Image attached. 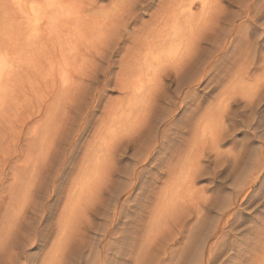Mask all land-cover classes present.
<instances>
[{
	"label": "rangeland",
	"instance_id": "obj_1",
	"mask_svg": "<svg viewBox=\"0 0 264 264\" xmlns=\"http://www.w3.org/2000/svg\"><path fill=\"white\" fill-rule=\"evenodd\" d=\"M162 5L166 12L192 6V12L196 13L194 20L199 22L198 28H203L195 55L198 63L177 77L173 71L164 73V88L154 108H147L150 115L142 130L119 140L123 134L120 130L127 128L134 119H116L119 115L114 113L123 109L129 113L127 102L119 104L121 99L127 98L116 80L120 57L132 43L125 39V31L120 30L123 27L114 28L118 16L131 8L128 0H96L90 12L100 17L109 15L107 19L112 21L113 32L107 35L106 45L95 40L92 41L94 45L86 41L84 55L79 56L81 59L74 57L79 60L77 69L86 68L84 73L83 69L75 71L74 58L71 61L62 59V62L58 59L50 64L37 58L39 70L32 66L28 77L35 71L34 77L30 81L26 76L27 87H23L24 83L18 87L19 91L24 89V93L16 92L21 95L18 99L12 94L7 101L9 104L6 102L0 108V183L7 179L5 184L17 189L12 194L16 196L14 201L29 204V214L35 213L33 206H36L40 209L37 217H42L34 226L25 220L22 222V232L28 230L34 237L35 228L38 238L25 245L19 264H32L37 256L41 264L56 247L62 248L58 264H197L201 242L210 234L209 242L221 244L220 228L217 238L213 236L215 226L224 222L225 215L236 211L238 218L231 221L235 222V229L222 245V258L233 253L231 261L235 263L232 264H258L255 261L263 255L264 186L258 197L244 202L256 187L249 185L250 179L244 182V175L251 174L248 168L255 162L260 145H264V0H159L158 7L141 23L150 25L153 14ZM204 19L208 21L206 29ZM105 28L103 24L93 34L100 36ZM114 35H121L127 42L122 43L121 38L113 42ZM94 47L99 49L96 51ZM94 49L101 55L93 57ZM52 63L59 64L54 65L56 69L60 67L53 69L54 74L47 69ZM52 66L49 68H55ZM41 67L44 68L41 70ZM34 68L45 77L39 76ZM148 75L152 76L151 72ZM42 78L45 80L40 82ZM29 81L33 84L37 81L38 87L31 86ZM28 86L30 88L26 89ZM71 86L72 91L68 89ZM191 88L188 102L181 105L180 100ZM101 95L106 99L96 115L92 134L80 154L72 181L59 197L55 218L49 220L50 189L60 175L62 159L78 139L86 117L96 110ZM225 104L228 107L223 114L221 109ZM172 105L174 115L166 117V109ZM140 110L137 108L131 117ZM211 110L214 113L208 115ZM209 116L213 117L214 124H219L222 132L216 143L208 131L206 138L203 136V125L209 124ZM199 124L201 126L196 129ZM161 141L163 145L159 146ZM153 147L151 157L149 153ZM261 156L264 157V152ZM189 157L195 158L196 163L200 158L199 164L194 166L191 188L171 185L175 183L170 177L174 171L170 165L176 167L179 160ZM95 172L102 173L96 196L86 203L93 192L89 188L80 197L75 214L66 217L68 199L72 196L77 200V196H73L75 185ZM241 184L245 185L237 194ZM171 186L179 189L184 198L175 199ZM5 195L12 196L7 191ZM10 202L13 201L4 199L5 205ZM181 216L187 225L186 233L177 235ZM196 216L200 218L197 220ZM46 221L49 232L40 250L36 251ZM2 223L0 213V227ZM22 232L17 244L24 242ZM6 253L0 247V264L8 263Z\"/></svg>",
	"mask_w": 264,
	"mask_h": 264
},
{
	"label": "bare ground",
	"instance_id": "obj_2",
	"mask_svg": "<svg viewBox=\"0 0 264 264\" xmlns=\"http://www.w3.org/2000/svg\"><path fill=\"white\" fill-rule=\"evenodd\" d=\"M136 2L137 0H128V3L131 4V8H128V9L126 8L125 12L124 10H122L124 14H122L121 16H118V20L114 21V28H116V26L118 25H119L118 26L119 28L120 26L123 27L120 30L125 31L124 33V36L126 35L125 39L129 41L131 40V43H132V46H130L131 45L130 43H129L130 45L128 44L129 46L127 47L129 48H126L127 50L125 54L122 57H120L121 58L119 60L120 71L118 73V79L116 80V84L118 85L120 90H122V92L126 94V98H127V99H121L119 104L122 105L123 103L127 102L129 113H127L125 109L116 110L114 113L119 115L116 119L121 117L120 119L127 120L130 118H133L134 120L132 121V123L130 124L128 123L129 125L127 124L128 127L127 128L125 127L126 129L124 128L120 130L121 134L122 133L123 134L120 135L121 137L120 136L118 137L119 140L123 139V137H125L126 135L130 136L131 134L136 133L140 129L142 130V127L145 126L146 119L150 115L148 109L151 107L154 108L153 106L155 105V101L158 99L160 95L159 94L160 91L164 88L162 86L164 73H170V71H173V73L177 77V76H180L182 73H184L183 71L186 68L194 67V65H197L198 60L195 58V55L197 53V47L199 45V38L201 34L200 31H203L202 30L203 28L201 29L198 28L200 25L197 26L199 22L194 20L196 18V15H195L196 13L192 12L191 5H189L188 9L175 8L174 10H170L169 12H166V10L164 9V6L162 5L153 14V20L151 21L150 25L144 22V23H141V27L137 25L134 29L130 31L129 25L131 21L135 19L136 16L139 15V13L135 11V9L133 10L134 8L133 4H136ZM202 3L206 4L205 2H202ZM95 6H96V0H0V108H2L3 105H5V103L8 101V98H10L12 94L14 95L16 94V92L19 91L18 87L20 86V84L22 86L23 83L27 81V80L26 81L24 80L26 76L28 77V74L30 75V71L33 68L32 66H35L36 68L38 67L39 64L38 65L36 64L38 59L45 60V61L47 60L46 61L47 64L48 63L50 64V62L56 61L58 59H61V62H62V59L66 60L67 58L69 59V61H71V59H73L74 57H78L79 59H81L79 56L84 55V52H85L84 49L87 47L85 45V43H87L86 41L92 42L95 40V42H99V44L101 43L105 45L107 44L108 40L106 39V37L107 35L110 34V32L111 33L113 32V26H112L113 24H112L111 19L110 21L107 19L109 15L100 17L96 13H91L90 11L93 10ZM127 6H130V5L128 4ZM163 10L167 14H165ZM207 22L204 19L203 26L206 25L204 29H206V27L208 26V24H206ZM103 24L104 26H106V28L104 29L105 31L103 30L104 32H102L103 34L101 33L100 36L95 35L96 28L99 26H102ZM97 31H100V30L98 29ZM88 34L91 36L89 37ZM114 36L115 37H114L113 42L117 43L118 42L117 39L119 40V38H121L122 43L124 42L123 40L124 38L122 39L121 35H114ZM105 39L107 41H105ZM94 44L96 43H93V45ZM105 45H104V48L106 47ZM107 46H110V45H107ZM98 47L97 48L94 47L96 51L99 49ZM118 49L117 51H119ZM92 53H93L92 55L93 57L95 55H98V56L101 55V52H96V53L92 52ZM92 53L90 52V55ZM78 58L77 59L74 58L75 59L74 63H72L74 59L71 62L72 65L76 66L75 71L80 70V69H77ZM68 62L66 63L67 66L70 63ZM208 62H210V60H208ZM53 63L51 65L53 66L55 65L56 67L57 65L59 66V64H53ZM63 65L65 66V64ZM49 67L47 69H50V72L52 70V73H53V69H56V67L55 68H49ZM39 68H40V65H39ZM43 68L41 67V70ZM59 68H57L56 70H59ZM205 68L206 67H204V69ZM84 69H83V73H84ZM206 70L207 69L203 71L205 72ZM40 72L38 71L39 76H43L42 75L43 72L41 74ZM47 72L49 73V71ZM54 72L56 71L54 70ZM150 72L152 76L148 75ZM34 74H35V71H34ZM34 74L32 77H34ZM36 75L38 76V74ZM87 75H88V72H87ZM32 77L31 76L28 77V80L31 81ZM49 78L46 77V79H49ZM37 79L35 78V80ZM43 79L45 80V78H42L41 81L40 80L39 81L42 82ZM191 80L193 81V79H190V81ZM30 81H29V84L31 83ZM50 81L52 80L50 79ZM36 82L37 81H35L34 84L32 82L31 86L33 84V87L34 85L35 87H38L35 84ZM53 82L55 83L56 80H54ZM27 83L28 82H26V85H28ZM26 85L24 83L23 87H25ZM72 87L73 86H71V88H68V89L72 91L71 90ZM29 88L30 86H28V88L26 89H29ZM23 90L21 89L20 91L23 92ZM42 90H44V88ZM68 91L66 93H68ZM192 91L193 90L191 88L185 92L183 99L180 100L181 105H184L186 102H188L187 98H190L188 97L189 96L188 92L191 93ZM19 93L16 94L17 96H15V98L18 99V96L22 95L21 93H20L21 95ZM7 103L9 104V102ZM173 107L174 105H172V108L170 106L168 107L169 108L168 110L166 109V111H168L166 117L167 116L170 117L172 116V114L174 115L175 107L174 109ZM227 107L228 105L226 104L225 106L222 107L223 109L221 110L224 112L223 114L226 113ZM137 108L141 110L137 113L136 116L131 117V115H133L134 111ZM145 110L147 111V113H145L146 112ZM212 110L208 112V115H212V113H214V111ZM212 118L209 116L208 117L210 121L209 124L203 125V129H204L203 136L205 137L206 136L205 132L208 131V133L210 134L209 136L211 137L213 142L216 143V141H218V138L222 132L220 130L219 124H214V120ZM200 126L201 124H199L196 127V129H198ZM204 137L203 139L206 138ZM162 145H163V142L161 141L159 146H162ZM262 146L260 145V148L259 149L257 148L258 153L255 152L256 153L255 162L252 163L251 167L249 166L248 168V169H251L252 171L251 174L249 176L247 174L244 175L245 176L244 182L250 179L248 182L249 185L250 186L256 185L255 189L251 192V194L247 197V199L244 200V202L245 201L247 202L254 196L256 197L257 195H259V192H261V189L264 188L263 187L264 186V172H263L264 157L261 156V154H263L264 152V145ZM154 149L155 147H153L149 153L151 157L154 155L153 154ZM107 150L110 153L111 151L110 147L109 149L107 147ZM105 154L108 155L107 152ZM194 159L193 157H189V158H186L184 161L177 160L178 166L176 167L174 166L172 167L170 165V167L174 170L173 174L170 177L173 179V183H175L171 185H179L183 188H189V189L191 188L192 183H193V174H194L193 171L195 170L194 166L196 164H199L200 162V158L197 160V163L195 162ZM170 164H172L171 161H170ZM246 171L247 169H245V173ZM165 172H168V171H165ZM101 175L102 173H99V172L89 174L87 179L86 178L83 179L84 180L83 182L85 183L79 182L77 186L75 185L76 188L74 190L73 196H77V200L75 201V199L72 198V196L71 198L68 199L66 203V208L64 211L66 214L65 215L66 217L70 216L71 218V216L75 214L76 206L78 202L80 201V197L86 191H89V188L91 192L92 191L93 192L91 193L92 195L90 194L91 197L89 196V199L87 198L86 203L91 202V198L96 196V190L100 188ZM14 179L16 180V176L14 177ZM6 181L7 179L4 182L0 183V213H1V218L3 222L2 226L0 227V238L4 237L0 239V247L4 248L7 252L6 253L7 260H8L7 264H19L21 260L22 252L25 248V245H27V243L34 242V240L38 238V234L36 233L35 228H34V234H35L34 237L28 230H26L25 232H22V228H23L22 222L25 220L28 222L29 225L31 224L32 226H34L35 221L37 222L42 217L41 218L37 217L36 214L40 213V211H38L40 209L38 208L36 209V206H33L35 213L29 214V212H27L29 204H27L26 206L25 203L14 201L16 196L15 194L14 195L12 194L16 193L17 189L13 185L7 186L5 184ZM244 185L241 184V188L240 190H238L237 194H239V192L242 191V188ZM171 187L174 190V192L172 193L173 194L172 196L175 197V199H178L179 196L180 197L182 196L184 198V196L182 195L183 193H181L179 189L175 188V186H171ZM79 188H81L80 191H79ZM176 189L177 191L175 192ZM6 191L7 193H9V196L10 194L12 196L7 197V195H5ZM163 195L165 196V194ZM5 198H9L13 202L7 203V205H5L4 204ZM238 198L239 197L237 196L236 200ZM179 200L181 201V199ZM17 202L21 204H18ZM38 206L39 205H37V207ZM1 209L3 210L2 212H1ZM237 214H239L238 211L225 215L226 218L224 222L219 223L217 226H215V232L213 236H216L219 233L218 228H220L221 234L219 233L218 238H221V242H222L221 244H216V242H213V240L209 242L208 238L210 237V234L209 236H206L207 238H205L204 242H201L202 245H201V250L199 249L200 250L199 260H196L198 261L197 264H217V263L218 264H232V262L235 263L234 260L231 261V257L233 253L232 254L230 253L227 256H225V258H222V255H223L222 245L225 244L224 242L227 241L228 237L230 236V233L235 229L234 228L235 222H231V221L238 218ZM196 218L198 220V218L200 217L196 216ZM186 226H187L186 222L181 216V220L179 221V224L177 226V235L180 233L183 234V232L186 233L184 231ZM21 232L24 235V242H23L24 245L22 243H21L22 245L17 244L18 239H20ZM113 232H114L113 228L111 227L110 235H112ZM170 240H171V237H170ZM235 240L236 242H238V238H235ZM174 242H175V239L173 238V243ZM61 250L62 248L56 247L53 251L50 252L49 257L46 256L47 258L41 264H58L59 259L62 257L60 255ZM234 253H235V250H234ZM261 260H264V253L258 259V261H255V262L260 264ZM192 262L194 263V260Z\"/></svg>",
	"mask_w": 264,
	"mask_h": 264
},
{
	"label": "snow or ice",
	"instance_id": "obj_3",
	"mask_svg": "<svg viewBox=\"0 0 264 264\" xmlns=\"http://www.w3.org/2000/svg\"><path fill=\"white\" fill-rule=\"evenodd\" d=\"M159 5V0H142V3L137 0V3L133 5L134 9L139 13L135 19H133L129 25L130 31L134 29L137 25L144 20L148 13H151L154 9H156ZM127 42V41H126ZM106 97L101 95L98 97L99 104L96 107V110L89 114L83 123V128L80 131L78 139L75 141L73 145L68 149L65 156L62 159L61 164V172L58 179L55 182V186L53 189H50L51 195V206L49 211V220L55 218L57 207H58V200L59 197L62 195L63 189L66 185H68L77 170L80 154L84 149L85 144L87 143L89 137L92 134L93 128L95 126V118L99 109L103 107L104 101ZM179 119V117L177 118ZM49 232V224L48 221L45 222V225L41 228V240L37 244L36 251L40 250V245L44 242L45 237L48 235ZM32 264H40V258L37 256L33 261ZM260 264H264V260L260 261Z\"/></svg>",
	"mask_w": 264,
	"mask_h": 264
}]
</instances>
